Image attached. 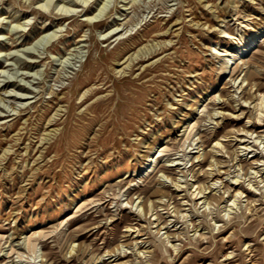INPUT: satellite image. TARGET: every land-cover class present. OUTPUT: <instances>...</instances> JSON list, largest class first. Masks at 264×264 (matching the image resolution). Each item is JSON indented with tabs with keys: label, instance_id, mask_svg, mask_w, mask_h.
Here are the masks:
<instances>
[{
	"label": "rangeland",
	"instance_id": "374dc122",
	"mask_svg": "<svg viewBox=\"0 0 264 264\" xmlns=\"http://www.w3.org/2000/svg\"><path fill=\"white\" fill-rule=\"evenodd\" d=\"M67 1L0 0V264H264V183L228 220L232 193L207 195L211 215L191 196L195 182H212L217 141L226 149L214 159L229 177L242 168L245 190L255 166L246 157L264 153L236 141L245 128L264 135L253 108L264 94V36L241 59L227 56L264 25V0ZM151 43L156 53L118 73L129 63L118 59ZM148 139L159 152L135 174ZM160 197L170 210L152 223L137 205ZM174 222L177 252L159 240L167 230L157 235Z\"/></svg>",
	"mask_w": 264,
	"mask_h": 264
},
{
	"label": "bare ground",
	"instance_id": "6f19581e",
	"mask_svg": "<svg viewBox=\"0 0 264 264\" xmlns=\"http://www.w3.org/2000/svg\"><path fill=\"white\" fill-rule=\"evenodd\" d=\"M65 2V0H63ZM30 2V1H28ZM55 2V1H54ZM86 2V1H85ZM231 2L234 4L235 1L231 0ZM62 3V2H61ZM68 4L72 5V6H76L79 4L76 2H74L73 0L70 2V1H67ZM85 4V3H84ZM48 5V4H47ZM59 5V4H58ZM65 5V4H64ZM51 6V5H50ZM49 8V7H48ZM216 7H212L211 8V11H212V14L214 15V13H216L218 7L215 9ZM210 9V8H209ZM175 18V17H174ZM90 20V19H89ZM221 22L223 23H226L225 20H220ZM193 25V24H192ZM124 30V29H123ZM115 31L117 30H114L110 33H108V35H105L106 37H109L112 33H114ZM222 31V30H221ZM120 32H116L114 34H112V36L110 38H107V39H111L113 37H115L116 35H118ZM223 33H227L226 31H223ZM264 36V25L261 26L260 28H257L256 30H254V33L251 34L250 36L246 37L245 39L241 40L236 48V51H231V53H227V56H230L231 54H233V56L235 57L237 55V52L239 53V57L240 59L250 50V48L253 46V44L257 41H259L262 37ZM230 37V34L228 33V37L227 36H221V40L222 42L223 41H227L228 39H232L233 38H229ZM117 40H120V38H118ZM116 40V41H117ZM216 44H219L218 42H216ZM158 47L159 45L158 44H155V43H151L150 45H147L143 48H140L136 53H134L133 55L130 56V58L128 57L127 61L121 63V60L118 59L116 62L118 64V66H123L124 64L128 63L123 69H120L118 71V73H121L122 74H125L126 70L127 69H131V67L133 66V64L136 62V61H139L141 59H146L148 57H150L151 55H153L154 53H156V51L158 50ZM216 49V47H215ZM214 50V49H213ZM28 52V51H27ZM224 52V51H223ZM225 56V55H223ZM222 56V57H223ZM226 61V60H225ZM230 60L226 63L225 65V69L227 71V69H229L230 67ZM236 82V81H235ZM244 82V79H242V81L240 82V84ZM239 84V85H240ZM239 87V86H238ZM1 88H4L1 87ZM201 90V89H200ZM16 93V92H15ZM198 94H200L199 91H197ZM196 93V94H197ZM14 94V93H13ZM86 96V94H85ZM84 96V97H85ZM10 97H14L16 99H20V100H29L31 99L32 97H29L28 95H10ZM197 97V96H196ZM195 96L192 98L195 99L196 98ZM191 98V99H192ZM258 103L254 104L253 108H255L256 112L257 113V121L260 123V125H262V121L264 120V94H259L258 95ZM29 102V101H28ZM246 104H249L248 107H250V104L251 103H248L247 100L244 101ZM242 107H247L246 105H242ZM176 109V108H175ZM12 115H19V112L15 113V114H12ZM10 116V115H9ZM8 116V117H9ZM1 117V116H0ZM4 120V119H3ZM178 125H180V123H178ZM183 127V125L181 126V128ZM250 127V126H248ZM57 133V130H51L47 136L43 139V140H50L52 136H55ZM154 134H156L155 132L152 133V136H154ZM239 136H242L241 138L237 139L236 138V141H238L239 143V146H242L240 147L241 150L243 151H248L250 150L252 147H253V143H255V145H257V143H259V145H263V149L264 150V135L263 136H255L254 137V132L253 131H250L249 129L245 128L242 130V132L240 134H238ZM151 138V137H150ZM247 138V140H245ZM253 138V141L252 142H248L249 140H251ZM158 139V138H157ZM146 144L148 145V148L150 149V153L142 156V160L137 164V166H134L131 170L136 174L137 173H140L141 171H144V170H147L151 167L152 165V162L155 158V154L159 152V150L154 153V151L157 149L158 145L155 144V141L153 142H150V140H146ZM226 147L220 142V141H217L215 143V145L213 146L212 150L214 151L213 152V160L211 161V164L209 165V170L212 171L209 173V176L212 178L211 179V183L208 187H205V186H201V185H197L196 182L191 185L192 188H195V190L191 193V196L193 197V199L196 200V204L194 205L195 207L197 205H200V209L203 208V212H209L208 215H211V211H212V205L213 203L209 200L208 196L209 194H211L213 191H217V192H220L221 190L225 189L224 191V194L226 193H232V195L230 196L229 200L226 201V206H224V210L223 212H225V214L222 215V218L224 219L225 217H227V220L230 217V214H232L233 212L231 211H235L237 209H241V204H242V200L244 198H248V195L246 194L247 191H249V193L251 194H254V195H259L258 191L261 190L260 187L262 186H258L257 184H262L264 183V153L262 154L261 156V159L258 160L256 159L259 155L258 154H255V155H248L246 157V159H249L251 160L252 162V165H255L253 168H251V172H250V179L247 181L248 184H247V188L245 190V188H243L242 184L246 182V179L242 182L241 180H243V175L244 174H241L240 171L242 170V168L239 167V169L235 172H237V175L235 176H232V177H229V173H226L225 172H222L221 170V163L218 162L216 159H214V157L218 156L219 155V152H222L223 150H225ZM198 154L200 152H197ZM249 153H254V150H250L248 152ZM196 159H198V162L202 161L201 160V156H196ZM196 161V160H195ZM241 161V160H240ZM181 164L179 163H176L175 161H171L170 164L167 165L168 168H172V167H175L177 168L178 166H180ZM180 168V167H178ZM213 171H217V173H213ZM135 174H132V175H135ZM220 174H225L228 178V180H226V183H228V185H224V182L222 179L218 178L217 176H219ZM261 174V175H260ZM253 175V176H252ZM260 175V176H259ZM131 177V175H130ZM163 177H166L167 179H169L168 176H165L163 174ZM258 178H260L258 180ZM255 179V180H253ZM257 179V180H256ZM174 183V186L177 188L175 191L176 192H183L184 190V187L182 186V183L180 180H176ZM173 186V187H174ZM174 187V188H175ZM181 189V190H179ZM208 190H210V192H208ZM78 196H75L74 198L71 199L72 202H75V198H77ZM249 201V199L247 200ZM224 202V201H223ZM134 203V202H133ZM142 202H140L139 205H137V208L139 209V211L142 209V211H144L145 213V218L148 214H151V216H156V219H155V222H152V223H158L161 221V216L159 215L157 209L158 208H161V207H166L165 209L167 210H170L169 209V206L171 205L170 203H165L164 200H163V197H160L156 200H148V202H143V204H141ZM135 205V204H133ZM134 207V206H133ZM175 208V207H174ZM246 210L250 211V208H246ZM156 211V212H155ZM175 213V215L177 216V218H179V215H180V212L178 210H174L173 211ZM213 212V211H212ZM222 212V211H221ZM222 212V213H223ZM141 213V212H140ZM236 213V212H234ZM139 214V213H138ZM187 214V213H186ZM141 216V215H140ZM182 217L183 219H187L185 221V223H187L188 221L190 222L191 220H188V217H191V215H184L182 214ZM28 220L25 221V223L27 222ZM231 221V219H230ZM162 223H160L156 228H158ZM217 224V221H215L214 225L215 227ZM191 225V224H190ZM176 228V229H175ZM171 229H175L174 231H177V223L174 222V225L172 226V228H170L169 226L167 225H163L162 228L158 229L157 231V235L161 234V232L163 230H167L166 232H164L161 237H159V240L160 242L164 245V247H170L172 248L175 252L178 251V247H177V244H171V240H170V237H171V234H170V230ZM141 229L140 228H137V227H128L126 232L127 233H135L137 234V237L141 236L140 233H141ZM195 232H197V230H195ZM175 237V236H174ZM16 238V237H15ZM225 241H227V239H225ZM143 242H139L137 241L135 243V247L137 248V246H139L138 249H140V245L142 244ZM75 246V245H74ZM142 247V245H141ZM144 247V246H143ZM250 247V246H249ZM124 248V247H123ZM135 248V249H136ZM247 248V247H246ZM138 249H136V252L137 254L139 255V257H146L145 255L148 253L147 251H141ZM254 249V248H253ZM74 250V247L72 248V251ZM249 250V248H248ZM122 252H125V251H122ZM135 252V253H136ZM252 251H250L251 253ZM128 253V252H127ZM130 254V253H128ZM231 254H229L226 258V260H229L231 259L232 256H230ZM250 255V254H248ZM117 256L116 255H111L109 257V262L110 263H113V262H116L117 261ZM251 263V262H250ZM249 263V264H250ZM253 263V262H252ZM117 264V263H115ZM229 264V263H227ZM254 264V263H253Z\"/></svg>",
	"mask_w": 264,
	"mask_h": 264
}]
</instances>
